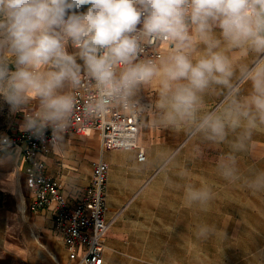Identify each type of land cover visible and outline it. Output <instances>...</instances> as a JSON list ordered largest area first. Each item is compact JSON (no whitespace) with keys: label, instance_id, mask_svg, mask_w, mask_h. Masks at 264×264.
Returning a JSON list of instances; mask_svg holds the SVG:
<instances>
[{"label":"clouds","instance_id":"obj_1","mask_svg":"<svg viewBox=\"0 0 264 264\" xmlns=\"http://www.w3.org/2000/svg\"><path fill=\"white\" fill-rule=\"evenodd\" d=\"M145 90L154 98L145 101ZM0 98L7 127L53 151L78 110L122 112L183 133L193 159L205 144L222 147L219 178L264 195V169L239 167L264 134V0H0ZM120 146L131 148L126 137ZM21 155L0 131V170ZM161 167L181 209L209 210L213 182L193 177L172 149ZM226 239L224 228L200 222L184 253L197 260L204 244ZM166 264L182 261L172 250Z\"/></svg>","mask_w":264,"mask_h":264},{"label":"crops","instance_id":"obj_2","mask_svg":"<svg viewBox=\"0 0 264 264\" xmlns=\"http://www.w3.org/2000/svg\"><path fill=\"white\" fill-rule=\"evenodd\" d=\"M142 95L145 101L154 98L150 90ZM141 119L138 144L144 148V160H138L137 149L103 150L95 130L85 135L69 131L62 149L44 155L47 173L61 182L71 201L90 182L93 162L101 157L109 163V228L102 264H166L172 250L182 264H194V254L184 253L186 237L204 221L224 228L227 239L204 244L202 264H264V195H252L242 185L219 178L216 165L222 147L205 144L203 155L193 159L192 141L183 133L153 128ZM167 149L175 151L193 177L213 182L216 199L207 212L179 207L180 191L162 178V153ZM239 167L244 174L264 169V134L256 135L251 150L240 155ZM5 181L15 192L9 196L16 198L18 209L1 219L6 236L0 241V264H76L54 231L52 210L31 211L29 191L23 195L17 178Z\"/></svg>","mask_w":264,"mask_h":264},{"label":"built area","instance_id":"obj_3","mask_svg":"<svg viewBox=\"0 0 264 264\" xmlns=\"http://www.w3.org/2000/svg\"><path fill=\"white\" fill-rule=\"evenodd\" d=\"M142 119L125 113H110L99 118H88L77 111L69 131L85 135L97 131L103 150H126L120 146L126 137L130 149H137L138 160L145 159V151L138 144ZM8 135L22 149L17 163L20 166L25 187L32 200L29 209L37 212L50 209L53 227L64 243L70 259L76 264H102L104 237L109 228L107 188L109 163L98 158L93 162L90 182L76 192L73 201L63 193L61 182L46 171L44 155L51 149L39 141L30 139L19 128Z\"/></svg>","mask_w":264,"mask_h":264},{"label":"rangeland","instance_id":"obj_4","mask_svg":"<svg viewBox=\"0 0 264 264\" xmlns=\"http://www.w3.org/2000/svg\"><path fill=\"white\" fill-rule=\"evenodd\" d=\"M0 105H3V111L0 112V131H6L7 133H10L11 131L17 129L19 126L18 124L14 125L11 129L7 127L8 119H7V105L3 102L2 98H0ZM17 121H21L22 117L20 115H17L15 117ZM13 178L18 179L20 183V189L23 193V195H26L28 193V190L26 189L25 185L23 184V175L20 170L19 164L16 162L14 167H12L10 170H0V241H2L6 234L3 227V215L7 214H14L15 212L13 210L18 209L16 198H11L10 195V189H7L6 186L9 185L5 180ZM13 189H15V185L12 182ZM15 193L14 191H11ZM195 256V253H194ZM211 259V257H209ZM194 264H202V257L201 255L197 260H194Z\"/></svg>","mask_w":264,"mask_h":264},{"label":"bare ground","instance_id":"obj_5","mask_svg":"<svg viewBox=\"0 0 264 264\" xmlns=\"http://www.w3.org/2000/svg\"><path fill=\"white\" fill-rule=\"evenodd\" d=\"M17 182V181H16ZM13 184L15 185V188L17 187V185L15 184V181L13 182ZM18 191V190H17Z\"/></svg>","mask_w":264,"mask_h":264},{"label":"trees","instance_id":"obj_6","mask_svg":"<svg viewBox=\"0 0 264 264\" xmlns=\"http://www.w3.org/2000/svg\"><path fill=\"white\" fill-rule=\"evenodd\" d=\"M81 10H85V9H81Z\"/></svg>","mask_w":264,"mask_h":264}]
</instances>
